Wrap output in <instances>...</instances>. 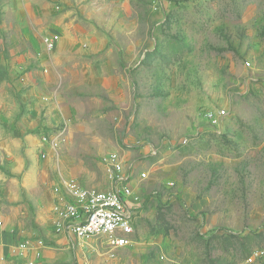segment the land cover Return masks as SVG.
I'll list each match as a JSON object with an SVG mask.
<instances>
[{"label":"rangeland","instance_id":"obj_1","mask_svg":"<svg viewBox=\"0 0 264 264\" xmlns=\"http://www.w3.org/2000/svg\"><path fill=\"white\" fill-rule=\"evenodd\" d=\"M114 161L135 243L80 244ZM0 214V264H264V0H0Z\"/></svg>","mask_w":264,"mask_h":264},{"label":"built area","instance_id":"obj_2","mask_svg":"<svg viewBox=\"0 0 264 264\" xmlns=\"http://www.w3.org/2000/svg\"><path fill=\"white\" fill-rule=\"evenodd\" d=\"M208 117L214 127H219L227 118V111L218 110ZM109 176L112 187L105 191L75 183L67 186V230L70 238L80 244L96 240L113 249L127 248L135 243L137 223L136 207L130 201V175L123 173L121 162L114 161L109 168Z\"/></svg>","mask_w":264,"mask_h":264}]
</instances>
